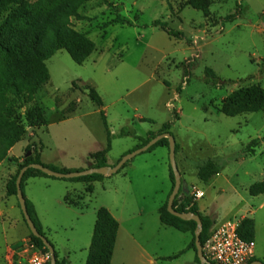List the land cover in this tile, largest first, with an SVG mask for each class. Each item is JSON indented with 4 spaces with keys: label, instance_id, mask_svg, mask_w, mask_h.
Masks as SVG:
<instances>
[{
    "label": "rangeland",
    "instance_id": "1",
    "mask_svg": "<svg viewBox=\"0 0 264 264\" xmlns=\"http://www.w3.org/2000/svg\"><path fill=\"white\" fill-rule=\"evenodd\" d=\"M59 1L29 0V4L49 9ZM188 1L87 2L79 10L82 19H72V26L93 41L96 50L83 65L76 64L66 51L46 62L49 83L32 104L14 105L19 123L26 128L14 155L26 156L32 146L59 170L61 165L87 170L90 156L108 145L101 109L88 96L93 88L103 100L111 133L109 165L140 147L149 133L160 135L163 125L172 123L170 134L178 153L187 157L181 163L179 155L177 158L179 170L182 172L181 166L184 170L183 182L205 192L200 201L203 215L211 217L215 225L230 219H253L255 258L264 263V195L249 194V188L264 179V143L253 156L246 154L252 141L264 137V111L238 117L220 112L223 101L236 90L253 85L264 88V0H210L209 16L192 9ZM237 13L233 21L227 20ZM117 15L132 26L114 24ZM154 21L167 23L185 38L151 27ZM207 69L226 84H208ZM35 108L45 114L43 127L32 128L27 121V112ZM124 130L125 136H121ZM209 160L222 170L206 184L199 180L198 169ZM169 164L168 149L157 147L129 161L119 174L94 183V192L87 199L89 210L79 223L75 210L62 204L67 194L63 187L84 192L85 185L48 180L54 187L51 198H61V203L49 209L39 206V212L59 256L70 257L73 264L86 262L92 243L86 219L92 215L94 228V210L101 207L110 209L122 222L128 219L136 226L143 224L140 240L151 256H174L184 250L190 235L163 226L155 212L171 188ZM182 189L183 184L179 200L185 197ZM191 193L188 197L193 198ZM2 209L7 211L5 205ZM148 259L144 256L139 262L150 264ZM158 261L191 264L185 256Z\"/></svg>",
    "mask_w": 264,
    "mask_h": 264
},
{
    "label": "trees",
    "instance_id": "2",
    "mask_svg": "<svg viewBox=\"0 0 264 264\" xmlns=\"http://www.w3.org/2000/svg\"><path fill=\"white\" fill-rule=\"evenodd\" d=\"M89 1L90 0H60L52 8L38 9L30 5L29 0H0V163L8 158L9 152L17 144L21 143L26 135V128L19 123L20 120L16 117L14 105L18 102L23 105L32 104L37 94L49 83L50 74L46 62L57 52L66 51L76 64L83 65L95 52V43L85 35L77 32L72 26V19H82L79 10ZM105 2L107 5L110 4V0H105ZM188 6L202 12L205 16H209L210 14V0H189ZM116 9L119 10V7H116ZM238 15L239 13L230 16L227 20L233 21ZM113 23L132 26L130 21H127L120 15H117ZM151 27H159L169 36L177 39L185 38L182 32L170 30L167 23L161 21H154ZM185 75L187 77V71H185ZM206 82L215 86H223L226 84L225 82H221L211 69L206 70ZM88 96L92 102L101 109L103 123L108 132L107 148L91 155L89 159L94 161L95 164L93 167H107L109 166L107 163V155L112 147L108 123L104 114V103L100 95L93 88L89 89ZM263 111L264 88L261 85H253L236 90L223 101L220 109V112L227 117H238ZM175 119L179 120V117L175 116ZM27 121L32 128H38L39 126L43 127L47 124L45 114L43 110L39 108L27 112ZM142 122L152 123L149 119H142ZM171 127L172 123L163 125L160 135L170 133ZM160 135L149 133L148 139L145 140L140 147L136 148V150L146 146L151 140ZM122 136H125V130L122 131ZM263 143L264 137L252 141L247 148L246 154L253 156L256 149ZM157 147H165L170 152V143L168 139L159 141L147 152ZM177 149L178 147L176 146V152ZM29 151L32 152V155L28 158H24L16 174L7 183L6 188L8 196L17 197L16 183L20 171L23 168L32 164L43 165L40 154L34 150L32 146L28 147L27 152ZM129 153L131 152H128V154ZM127 164L118 174L126 168ZM45 167L62 173L72 172L65 169L59 170L51 166ZM169 170L172 188L160 212L161 223L166 227L191 235L192 240L187 250L194 251L196 254V263L201 264L196 249V234L199 232L198 224L195 221L181 220L171 215L168 211L169 197L175 187V177L171 164H169ZM221 170L222 167L219 164L209 160L199 167L198 178L203 183L208 184L214 177L221 173ZM37 177L55 179L38 170L30 169L24 175L22 189H24L25 182L28 179ZM102 179H104V176L92 175L63 181L90 184ZM87 192L92 193L93 188L89 187ZM249 194L253 197L264 195V179L252 185L249 188ZM65 202L68 205H75V200L69 195L65 197ZM26 203L28 212L39 233L48 240L33 206L27 200ZM174 209L180 213L193 214L201 217L202 231L200 232V242L204 247L212 236L215 227L214 220L211 217L204 216L200 212L197 202L188 196L183 200H179L177 196L174 202ZM24 222L26 223L25 219ZM255 229V221L250 218H244L240 221L238 234L245 241H254ZM118 231L119 223L109 210L106 208L98 209L92 243L86 264L112 263ZM30 241L42 252L50 254L44 242L36 238L31 232ZM175 258H168L167 260H173ZM56 259L57 264H70L67 260H60L57 252ZM255 261L259 260L253 258L248 264ZM46 264H51V261L49 260Z\"/></svg>",
    "mask_w": 264,
    "mask_h": 264
},
{
    "label": "crops",
    "instance_id": "3",
    "mask_svg": "<svg viewBox=\"0 0 264 264\" xmlns=\"http://www.w3.org/2000/svg\"><path fill=\"white\" fill-rule=\"evenodd\" d=\"M142 119H145V118H141V120ZM108 128H109V125H108ZM106 132H107V130H106ZM109 133H110V130H109ZM107 134H108V132H107ZM121 136H122V133H121ZM110 137H111V133H110ZM19 144H17L9 152L8 158L4 162L0 163V264H6L7 261L10 259L13 260L14 264H29L27 262V260L25 258H23V256L20 253H21V250H22L23 246L25 245V243L30 241V231H29V228L27 227L26 223L24 222V217H23V214H22V211L20 208L18 198L15 196H8L7 188H6L9 180L16 174L15 171H16L17 166L22 164L23 160L25 158V156H22L20 154L14 155V151L16 150V148ZM176 146H177V144H176ZM111 147H112V142H111ZM159 148H165V147H159ZM111 151H112V148H111ZM111 151L107 155L108 165H109L108 156L111 153ZM128 152H125V154H123L121 156V158L116 162L115 165H117V163H119V161L125 155H127ZM38 153L40 154V159H41V162L43 165L51 166V167H55V168L58 167L55 165L47 164V162H45V160H44V155H43L42 151L38 152ZM168 155H169V150H168ZM178 155H179V153H178V149H177L176 162H177ZM179 156H180V163H181V160L183 158H187L185 155H182V153ZM89 161L91 163L89 164L87 169L93 167L95 164L94 161H92L90 159H89ZM127 166H128V164H127ZM177 166H178V162H177ZM80 167L81 166H77L75 168H69L67 166L61 165L59 168L62 170L65 169V170H69L72 172L73 171H75V172L84 171V170H80V169H82ZM72 169H76V170H72ZM178 169H179V166H178ZM181 170H182V172L184 171L182 169V166H181ZM179 172H180V178H181V186L183 184L182 194L185 197L188 196L189 191L193 192L194 188L199 189L196 186L190 187L189 185H185V182H183V176H185V175H184V173L182 174V172L180 170H179ZM111 177L112 176H109V177L104 176V179L97 181V182L104 181V180L109 179ZM48 180H50V179L44 178V177L30 178L25 182L24 189H23L25 199L33 206L45 233H46V231H45L44 225L42 223L41 215L39 212V206L40 207L42 206V207L49 209L50 206H52V204L61 203V198H58L57 200L55 198H53V199L51 198V196H50L51 195V189L54 187L51 183H49ZM51 180L57 181L58 179H51ZM58 181L66 182L63 180H58ZM97 182H94V183H97ZM66 183L71 184V182H66ZM94 183H90V184L80 183V184L85 185L84 192H78L76 190L70 191L67 185H65V187H63L64 192H67L66 196L69 195L72 199L75 200V205H68L65 202L66 196L64 197V200H62V204L64 206L70 208V209L75 210V212H76L75 213V219H76L75 221H78V223L81 219L85 218L86 213L89 210L90 204L88 203L87 199L94 192ZM89 187L93 188L92 193L87 192V189ZM58 188H60V187H58ZM171 188H172V184H171ZM171 188H170L169 192L166 194L165 200L163 201L161 207L155 211L158 214L157 216H158L160 223H161L160 212H161V209H162L164 203L167 200V197L171 191ZM201 200L202 199L197 200L196 202L199 206L200 212L203 214L205 212V209L200 204ZM2 205H5L7 207L6 212L2 209ZM101 208H106V207H101ZM98 209H100V208H98ZM98 209L94 210L95 222H96V215H97ZM106 209L109 210V212L112 214V216L119 223L117 242H116L115 251H114V255H113V259H112L111 264H140L139 259L144 257V256H147L149 258L148 260H149L150 264H158V262H159L158 260L165 261V262L174 261V260H178L179 258H181L183 256L189 257L191 264H197L195 261L196 260V254L192 250H187L188 246L184 250H182L180 253H178L177 255H174V256H166V257L151 256L150 254H148L146 252V249L140 240L141 236H142L141 231L143 230V224H139L136 226V224H134L133 220H128V219H126V220H124V222H122V220H120V218L115 216L110 209H108V208H106ZM7 213L9 214L8 217L6 216ZM242 219H244V218H242ZM86 220H88L87 233L89 235L92 234V237H93L94 228H93V224H91L92 215H89V219H86ZM94 227H95V224H94ZM135 228L138 229L137 232L135 231ZM46 235H47V233H46ZM190 237H191V235H190ZM191 240H192V237L190 239V242H191ZM190 242H189V244H190ZM58 256H59V254H58ZM88 256H89V253H88ZM175 257H177V258H175ZM168 258H175V259L167 260ZM59 259L60 260H67L70 264H73L70 257L61 258L59 256ZM86 263H87V260L84 264H86Z\"/></svg>",
    "mask_w": 264,
    "mask_h": 264
},
{
    "label": "water",
    "instance_id": "4",
    "mask_svg": "<svg viewBox=\"0 0 264 264\" xmlns=\"http://www.w3.org/2000/svg\"><path fill=\"white\" fill-rule=\"evenodd\" d=\"M163 139H168L169 143H170L169 160H170L171 168L173 170L174 177H175V187H174L172 194L169 197L168 211L171 215H173V216H175L181 220L195 221L198 224L199 232L196 234L197 256H198L201 264H212L205 257V255L203 253V246L201 245V242H200V232L202 231L201 217L198 215H193V214L180 213L174 209V202H175L176 197L178 196L180 189H181V178H180V172H179L177 162H176V141L170 133L162 134V135L156 137L155 139L151 140L146 146L125 155L119 161V163H117V165H115V166H107V167H101V168L91 167V168L84 170V171L62 173V172L53 171V170H51L48 167H45L43 165L32 164V165H29V166L23 168L20 171V174L18 176L17 183H16L17 198H18V201L20 204V208H21L23 217L26 221V224H27L30 232L36 238L41 239L44 242V244L46 245V247L48 248V250L50 252L51 264H57L56 252H55L54 247L49 243V241L39 233L35 223L33 222L32 218L28 212V207H27L25 195H24L23 189H22V182H23V178H24L25 173L30 169H35V170H38V171L42 172L43 174H45L49 177H52V178H55L58 180H71V179H76V178H81V177H88V176H92V175H100V176L109 177V176H113V175L117 174L129 161H131L132 159H134L138 155L147 152L150 148L155 146L159 141H161ZM31 155H32V152L30 151L25 156V158H28ZM251 264H264V263L261 261H255Z\"/></svg>",
    "mask_w": 264,
    "mask_h": 264
},
{
    "label": "built area",
    "instance_id": "5",
    "mask_svg": "<svg viewBox=\"0 0 264 264\" xmlns=\"http://www.w3.org/2000/svg\"><path fill=\"white\" fill-rule=\"evenodd\" d=\"M195 201L203 199L205 193L202 190L193 189ZM240 221L230 219L215 225L212 236L203 247L205 257L212 264H248L255 258V241H245L239 234ZM29 264H46L50 260V254L39 250L35 244L28 241L23 246L21 253ZM6 264H14L8 260Z\"/></svg>",
    "mask_w": 264,
    "mask_h": 264
}]
</instances>
